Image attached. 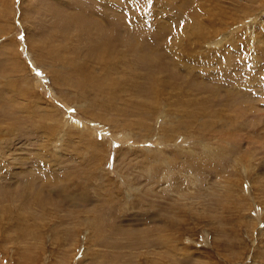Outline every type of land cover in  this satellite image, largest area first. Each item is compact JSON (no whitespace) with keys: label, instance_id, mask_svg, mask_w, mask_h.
Here are the masks:
<instances>
[{"label":"rangeland","instance_id":"obj_1","mask_svg":"<svg viewBox=\"0 0 264 264\" xmlns=\"http://www.w3.org/2000/svg\"><path fill=\"white\" fill-rule=\"evenodd\" d=\"M0 264H264V0H0Z\"/></svg>","mask_w":264,"mask_h":264},{"label":"snow or ice","instance_id":"obj_2","mask_svg":"<svg viewBox=\"0 0 264 264\" xmlns=\"http://www.w3.org/2000/svg\"><path fill=\"white\" fill-rule=\"evenodd\" d=\"M21 40H23V39H25V37L24 36H21V37H19ZM41 73H37V75H40ZM72 111H75V109H73Z\"/></svg>","mask_w":264,"mask_h":264},{"label":"bare ground","instance_id":"obj_3","mask_svg":"<svg viewBox=\"0 0 264 264\" xmlns=\"http://www.w3.org/2000/svg\"><path fill=\"white\" fill-rule=\"evenodd\" d=\"M85 129V128H84Z\"/></svg>","mask_w":264,"mask_h":264}]
</instances>
